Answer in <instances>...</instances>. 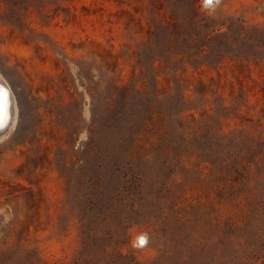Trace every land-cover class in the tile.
I'll use <instances>...</instances> for the list:
<instances>
[{"label":"rangeland","instance_id":"obj_1","mask_svg":"<svg viewBox=\"0 0 264 264\" xmlns=\"http://www.w3.org/2000/svg\"><path fill=\"white\" fill-rule=\"evenodd\" d=\"M0 80V264H264V0H0Z\"/></svg>","mask_w":264,"mask_h":264},{"label":"snow or ice","instance_id":"obj_2","mask_svg":"<svg viewBox=\"0 0 264 264\" xmlns=\"http://www.w3.org/2000/svg\"><path fill=\"white\" fill-rule=\"evenodd\" d=\"M206 3L211 4L212 0H206ZM11 92L3 85H0V129L7 126L10 120L9 108L11 105ZM140 243H145L144 239H140Z\"/></svg>","mask_w":264,"mask_h":264},{"label":"bare ground","instance_id":"obj_3","mask_svg":"<svg viewBox=\"0 0 264 264\" xmlns=\"http://www.w3.org/2000/svg\"><path fill=\"white\" fill-rule=\"evenodd\" d=\"M0 85H3V86L6 87L7 89H9V87L6 86L5 84H3V83L1 82V80H0ZM10 92H11V91H10ZM10 98H11V97H10ZM11 107H12V102H11V105H10V108H9V112H10V120L8 121L7 126L4 127L3 130H1V132H0V140H1L3 137H5V136L7 135V133L9 132V129H10V127H11V124H12V122H13V119H12L13 112L10 111ZM141 238H143L144 241H145V236H141ZM141 238H140V239H141ZM139 241H140V240H139Z\"/></svg>","mask_w":264,"mask_h":264},{"label":"water","instance_id":"obj_4","mask_svg":"<svg viewBox=\"0 0 264 264\" xmlns=\"http://www.w3.org/2000/svg\"><path fill=\"white\" fill-rule=\"evenodd\" d=\"M213 1V0H212ZM1 130H3V129H0V132H1Z\"/></svg>","mask_w":264,"mask_h":264}]
</instances>
